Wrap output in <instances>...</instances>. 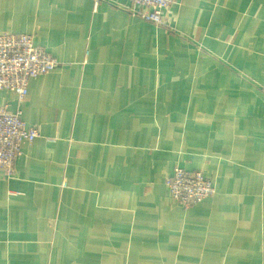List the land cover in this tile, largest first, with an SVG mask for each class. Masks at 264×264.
Returning <instances> with one entry per match:
<instances>
[{
    "label": "crops",
    "instance_id": "1",
    "mask_svg": "<svg viewBox=\"0 0 264 264\" xmlns=\"http://www.w3.org/2000/svg\"><path fill=\"white\" fill-rule=\"evenodd\" d=\"M0 0L59 66L19 103L39 137L0 169V264H264V0ZM201 170L184 207L166 184Z\"/></svg>",
    "mask_w": 264,
    "mask_h": 264
},
{
    "label": "built area",
    "instance_id": "2",
    "mask_svg": "<svg viewBox=\"0 0 264 264\" xmlns=\"http://www.w3.org/2000/svg\"><path fill=\"white\" fill-rule=\"evenodd\" d=\"M98 1V0H95ZM181 0H132L128 10L156 25H167L163 11ZM59 61L34 42L31 34L0 32V90L15 93L19 103L28 94L33 78L47 74L59 66ZM37 127L28 125L20 109L12 111L0 106V169L8 178L14 176L15 161L24 144L39 137ZM166 184L172 199L184 207L195 205L215 193L213 182L201 170L174 168Z\"/></svg>",
    "mask_w": 264,
    "mask_h": 264
}]
</instances>
